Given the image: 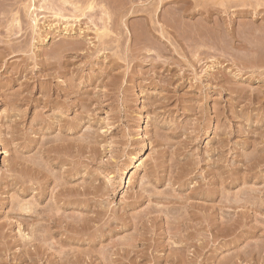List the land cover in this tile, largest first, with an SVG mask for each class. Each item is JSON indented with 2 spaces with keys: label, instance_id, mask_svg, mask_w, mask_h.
I'll list each match as a JSON object with an SVG mask.
<instances>
[{
  "label": "rangeland",
  "instance_id": "rangeland-1",
  "mask_svg": "<svg viewBox=\"0 0 264 264\" xmlns=\"http://www.w3.org/2000/svg\"><path fill=\"white\" fill-rule=\"evenodd\" d=\"M0 264H264V0H0Z\"/></svg>",
  "mask_w": 264,
  "mask_h": 264
},
{
  "label": "bare ground",
  "instance_id": "bare-ground-1",
  "mask_svg": "<svg viewBox=\"0 0 264 264\" xmlns=\"http://www.w3.org/2000/svg\"><path fill=\"white\" fill-rule=\"evenodd\" d=\"M54 1V0H53ZM63 1H66V0H63ZM43 3V2H42ZM54 3V2H53ZM52 3V4H53ZM43 5V4H42ZM45 5V4H44ZM41 6V5H40ZM47 7V6H46ZM50 7H52V6H50ZM61 7V6H60ZM45 8V7H44ZM63 8V7H62ZM50 9V8H49ZM55 9V8H54ZM51 10V9H50ZM62 11H64V10H62ZM76 12V11H75ZM75 14V13H74ZM37 17V16H36ZM66 18V17H65ZM202 33V32H201ZM197 37V36H196ZM213 41V40H212ZM214 43V42H213ZM247 44H248V42H247ZM250 44V43H249ZM263 50V49H262ZM262 54V53H261ZM254 57H255V55H253ZM244 57V56H243ZM250 57V56H249ZM260 60V59H259ZM256 64V63H255Z\"/></svg>",
  "mask_w": 264,
  "mask_h": 264
}]
</instances>
